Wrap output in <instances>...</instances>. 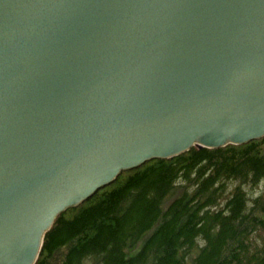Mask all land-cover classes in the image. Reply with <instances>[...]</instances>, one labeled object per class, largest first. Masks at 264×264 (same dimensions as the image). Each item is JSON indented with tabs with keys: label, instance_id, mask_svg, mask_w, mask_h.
Wrapping results in <instances>:
<instances>
[{
	"label": "water",
	"instance_id": "1",
	"mask_svg": "<svg viewBox=\"0 0 264 264\" xmlns=\"http://www.w3.org/2000/svg\"><path fill=\"white\" fill-rule=\"evenodd\" d=\"M264 135V0H0V264L122 170Z\"/></svg>",
	"mask_w": 264,
	"mask_h": 264
},
{
	"label": "trees",
	"instance_id": "2",
	"mask_svg": "<svg viewBox=\"0 0 264 264\" xmlns=\"http://www.w3.org/2000/svg\"><path fill=\"white\" fill-rule=\"evenodd\" d=\"M33 264H264V135L122 170L56 216Z\"/></svg>",
	"mask_w": 264,
	"mask_h": 264
}]
</instances>
